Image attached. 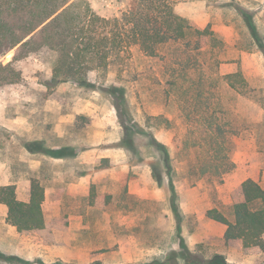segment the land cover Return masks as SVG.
<instances>
[{"label": "rangeland", "instance_id": "rangeland-1", "mask_svg": "<svg viewBox=\"0 0 264 264\" xmlns=\"http://www.w3.org/2000/svg\"><path fill=\"white\" fill-rule=\"evenodd\" d=\"M83 1L109 20L121 19L134 2L121 0L104 7L99 0ZM171 1L175 12L192 26L209 25L214 31L213 50L206 59L227 61L224 72L238 64L247 82L248 95L222 88L214 107L224 112L221 122L229 124L226 145L235 168L217 187L199 179L211 148L193 147L207 134L199 126L202 122L193 121L186 103L195 95L188 92L194 80L178 77L187 58L182 44L165 47L158 58L128 48L107 69L92 72L89 80L96 89L85 90L71 83L48 85L57 54L40 47L37 39L33 52L19 49L0 57V186L15 185L17 198L28 201L32 182L38 181L45 189L46 227L20 234L7 224L8 209L0 205L4 255L28 264H185L183 253L190 252L202 263L217 255L220 241H225L219 227L209 226L207 218L200 219L201 227L199 213L218 208L228 214L241 200V185L248 179L264 189V53L242 12L253 14L264 44V0ZM14 56L19 58L13 60ZM109 87L123 89L134 120L168 148L174 188L166 176L162 184L155 180L151 165H160L161 153L147 150L145 138L137 144L146 162L139 163L120 147L123 129L114 98L105 91ZM34 141L52 149L73 147L77 156L54 159L30 154L24 145ZM185 141L192 145L182 146ZM183 194L187 201L200 200L199 213L185 210ZM238 243L231 244L238 250L235 256L251 254L255 264H264V255L241 250ZM218 255L227 261L225 255Z\"/></svg>", "mask_w": 264, "mask_h": 264}, {"label": "trees", "instance_id": "trees-1", "mask_svg": "<svg viewBox=\"0 0 264 264\" xmlns=\"http://www.w3.org/2000/svg\"><path fill=\"white\" fill-rule=\"evenodd\" d=\"M174 5L171 0H134L121 19L109 20L95 14L83 0H0V57H6L19 49L27 50L26 54L33 52L38 39L40 47L57 54L49 86L71 83L81 89L95 90L96 85L90 82L89 75L95 70L107 69L112 59L121 58L128 48L137 47L146 57L158 58L165 47L182 44L187 58L183 62V72L179 71L178 77L194 80L188 86V92L195 95L186 103L190 104L194 113L193 121L202 122L199 126L207 134L194 141L193 147L211 148L208 158L203 161L199 179L217 187L235 168L226 145L225 126L229 124L221 122L224 112L214 109L220 100L219 90L229 88L237 94L248 95V86L242 72L227 76L218 74L222 60L211 62L206 59L207 53L213 50L215 33L210 26L205 29L192 26L189 20L175 12ZM242 12L253 39L264 53V44L253 23V14L246 10ZM15 57L12 59L19 58ZM213 69L216 71L214 76ZM105 91L114 98L118 110L123 129L120 147L133 157L136 156L139 163L146 162L137 144L139 138H145L147 150L156 148L160 151L159 164L165 169L164 172L160 165H151L155 180L162 184L164 176L170 179L173 170L168 148L134 120L127 109L123 89L109 87ZM262 105L264 109V102ZM200 112L201 116H198ZM204 114L208 117H203ZM155 120L167 121L163 117H156ZM166 125L171 126L170 123ZM181 145L188 147L192 144L185 141ZM24 147L30 154H44L54 159H72L77 156V150L73 147L52 149L41 141L27 142ZM208 166H212V169L209 170ZM169 181L171 188H174L173 181ZM211 185H208L209 188L213 187ZM241 197L229 208L228 214L213 208L207 211L206 217L226 227V243L240 242L245 251L264 255V189L256 181L248 179L241 185ZM44 201L45 189L36 180L32 182L27 202L17 198L15 185L0 186V205L8 209L6 222L20 234L45 229ZM183 249L187 250L184 243ZM183 258L185 264H229L218 254L202 263L190 252H184ZM0 263L28 264L19 257L6 256L1 252ZM37 264L47 263L37 261Z\"/></svg>", "mask_w": 264, "mask_h": 264}, {"label": "crops", "instance_id": "crops-1", "mask_svg": "<svg viewBox=\"0 0 264 264\" xmlns=\"http://www.w3.org/2000/svg\"><path fill=\"white\" fill-rule=\"evenodd\" d=\"M224 30H229V28L224 27ZM242 54H243V52H241V55ZM224 63H227V61L225 62L224 60H222V63L220 64V66L218 68V74L219 75H221V76H227V75H233V74H236L238 72H241L238 64H236L235 66H233V68L229 72H224V69H222L224 67ZM220 69H221V72H220ZM185 193H188V192H185ZM29 199H30V197H29ZM108 200L110 201L111 199H108ZM109 201H108V203H109ZM23 202H27V201H23ZM183 206H184L185 210H187V212L189 214L190 213L191 214H194V213H197V212L199 213L201 211V209H202L201 208V202H200V200H199V202L198 201H195V202L187 201V197L184 194H183ZM199 207L201 209H199ZM210 209H213V208H210ZM210 209H208V210H210ZM208 210H205L203 213L201 212L202 214L199 213V217L198 218H199V222H200L201 227H202L203 224H202V221H200V219L202 220V219H206L207 218L206 217V213H207ZM207 220L209 221V226H218L219 227V229L221 231V238L223 239V237L225 236L226 227L224 225L219 224V223H217L215 221H212V220H210L208 218H207ZM224 241H225V239H224ZM233 243L234 242H230V243L224 242L223 243V241L221 240L220 241V244L217 247L221 251L220 252H217V254H223V255H225L226 258H227V262L229 264H255V262H256L257 259L254 258L253 255H251V254H240V256H235V253H238V250H234L233 249V246L231 245ZM238 244H240L241 250H244L243 247H242V245H241V243L239 242ZM152 250H154V249H152ZM238 255H239V253H238Z\"/></svg>", "mask_w": 264, "mask_h": 264}, {"label": "built area", "instance_id": "built-area-1", "mask_svg": "<svg viewBox=\"0 0 264 264\" xmlns=\"http://www.w3.org/2000/svg\"><path fill=\"white\" fill-rule=\"evenodd\" d=\"M121 0H99V2L104 6V7H111L114 2H119Z\"/></svg>", "mask_w": 264, "mask_h": 264}]
</instances>
